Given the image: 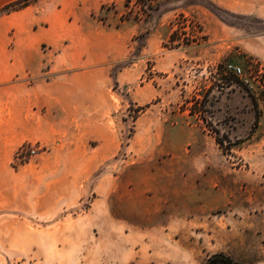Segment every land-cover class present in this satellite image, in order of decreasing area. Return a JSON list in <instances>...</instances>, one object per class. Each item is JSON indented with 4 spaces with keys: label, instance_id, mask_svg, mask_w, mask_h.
Masks as SVG:
<instances>
[{
    "label": "rangeland",
    "instance_id": "1",
    "mask_svg": "<svg viewBox=\"0 0 264 264\" xmlns=\"http://www.w3.org/2000/svg\"><path fill=\"white\" fill-rule=\"evenodd\" d=\"M126 1H95L71 33L78 81L107 55L115 142L103 160L96 140L13 149L0 264H203L215 252L264 264V20L212 0H161L136 16ZM179 14L206 39L169 42ZM26 143L37 153L16 160ZM84 147L93 171L79 177Z\"/></svg>",
    "mask_w": 264,
    "mask_h": 264
},
{
    "label": "crops",
    "instance_id": "2",
    "mask_svg": "<svg viewBox=\"0 0 264 264\" xmlns=\"http://www.w3.org/2000/svg\"><path fill=\"white\" fill-rule=\"evenodd\" d=\"M12 1L0 0V9ZM95 1L36 0L0 14V174L8 172L13 149L25 142L51 147L53 152L59 146L96 140L105 147L95 158H107L108 144L115 142L108 123V70L103 65L107 55L95 60L97 70L80 73L89 75L88 82L78 81V75L69 71L84 61L77 52L83 43L71 33L82 25L79 16L105 0ZM212 1L230 12L264 20V0ZM250 53L258 56L256 49ZM260 59L264 62V55ZM76 158L80 162L76 175L91 174L92 151L84 147Z\"/></svg>",
    "mask_w": 264,
    "mask_h": 264
},
{
    "label": "trees",
    "instance_id": "3",
    "mask_svg": "<svg viewBox=\"0 0 264 264\" xmlns=\"http://www.w3.org/2000/svg\"><path fill=\"white\" fill-rule=\"evenodd\" d=\"M35 0H14L10 3H7L0 9V13H8L13 10H17L20 8H23L31 3H33ZM161 0H135V3L137 5L136 9V16L140 15V13L148 15L147 10L151 9L152 6L158 7V4ZM130 0H127L125 3V6H128V3ZM179 20V21H178ZM178 26L176 29H173L172 32L169 35V42H177L176 45L184 44L187 45L191 43L192 41H196L201 39H206L205 35H198V32H200V25H196L192 19L184 16L183 14H179V17L177 18ZM175 23H172V27ZM180 34H183V41H181L178 37ZM225 72H231L230 70H225ZM234 74V73H233ZM197 111L195 108L191 107V112ZM203 264H246L240 261H237L230 257L229 255L223 253V252H215L207 256Z\"/></svg>",
    "mask_w": 264,
    "mask_h": 264
},
{
    "label": "built area",
    "instance_id": "4",
    "mask_svg": "<svg viewBox=\"0 0 264 264\" xmlns=\"http://www.w3.org/2000/svg\"><path fill=\"white\" fill-rule=\"evenodd\" d=\"M229 68L231 69L230 71H232L234 74H237V75L240 74V69L239 68L232 67V66H229ZM37 149H38L37 146H34L33 144H27L26 143V144L22 145L20 151H18L16 153L15 159L16 160H20V159L26 157L27 155L32 156V155L37 153Z\"/></svg>",
    "mask_w": 264,
    "mask_h": 264
}]
</instances>
